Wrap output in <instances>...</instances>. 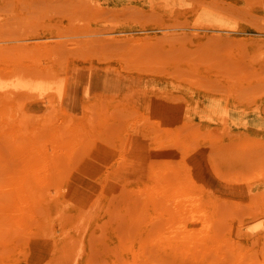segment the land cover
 I'll return each mask as SVG.
<instances>
[{"label": "bare ground", "instance_id": "bare-ground-1", "mask_svg": "<svg viewBox=\"0 0 264 264\" xmlns=\"http://www.w3.org/2000/svg\"><path fill=\"white\" fill-rule=\"evenodd\" d=\"M209 1L241 20L257 11L258 0ZM210 16L189 26L205 32L109 37L111 28L108 37L58 42L62 34L35 26L0 38V252H13L0 264H264V113L240 105L236 95L250 85L237 92V77L212 78V66L195 64L242 52L246 71L257 69L249 60L264 61V30L244 25L232 37L233 21ZM13 40L23 43L1 45ZM190 66L205 81L184 94L175 74ZM202 84L227 91L238 108ZM199 98L216 124L239 133L208 164L166 114L186 115Z\"/></svg>", "mask_w": 264, "mask_h": 264}, {"label": "rangeland", "instance_id": "rangeland-1", "mask_svg": "<svg viewBox=\"0 0 264 264\" xmlns=\"http://www.w3.org/2000/svg\"><path fill=\"white\" fill-rule=\"evenodd\" d=\"M186 1H189L191 3H186ZM259 1L260 0H258L257 3H255L256 5L255 4L253 5L254 7L253 9H257V11L256 12L253 11L251 14H247L248 16L247 15L244 16L247 17V22H246L244 20V17L241 15L240 17H242V20L238 16L235 17V15H239L236 13H232L234 16L229 18V16L232 14H229L226 8L222 9L223 10L222 13L221 8L224 7L216 3H212L209 0H152V1L151 0H27V1L7 0L4 2V4L2 3L0 5V14H1L0 17H2V20L0 21V25H2L0 27V38L18 39L21 37V34L23 35L24 33H28L29 27L33 29L35 26L42 27V29H39L40 31L46 30L50 32L55 30V33L53 35H55L56 37L62 34L63 36H61V38L60 37L55 38V41L58 42L60 40H61L60 42L66 41L68 39L89 42L93 38L97 39L100 37L102 38V37H108V36L110 37L116 35L143 36L158 32L157 28L162 29L160 32H171V33H174L176 31L178 32L182 31V33L205 32L201 30H191L189 28L190 25L196 23L198 16L201 14H204L206 16H210V15L216 16L221 19L224 18L223 16H225L226 21L221 22L220 24H227L233 21L235 23L234 27L238 29H240L241 26L245 25L249 29H252L253 31L260 30L262 28L264 30V24H262L263 20L260 19V17L264 14V5L261 6L260 5L261 3ZM34 3L36 4L34 5ZM21 4L22 6H20ZM212 4H216V5H212ZM216 6L219 11L216 10L217 8H214ZM134 10L136 11V13L139 12L138 13L139 16L136 15V13L132 15L134 13ZM126 12H127L126 18L124 19L123 17L125 16ZM129 12H131V14ZM43 13L48 16L44 17ZM70 14L73 15L71 16ZM119 14L122 16V19L121 17H119L120 16ZM135 16L138 18L137 20ZM152 16L158 18L155 19ZM132 17L134 18V20ZM108 18L110 19L108 20ZM111 18L112 21L114 22L111 21ZM150 18L153 19L150 20L151 22H148V19ZM33 19L35 21H33ZM199 19L201 18L199 17L198 20ZM235 19L239 20L238 23L234 21ZM216 20L220 22V20L218 19ZM152 21L155 22V24ZM173 27L178 29H174ZM228 27L231 28L233 26L229 25ZM106 28H108L109 30ZM111 28L114 29L111 30ZM142 28H149L150 30H140ZM110 30L111 32L109 33ZM41 33L43 34L42 31L40 32V34ZM105 33H109L108 36L102 35ZM210 33L216 34L217 32L211 31ZM228 34L232 37L234 36L238 38L237 36L238 35L242 36L244 32L242 31V29H240L237 32H230ZM69 35H74V36L70 37ZM21 43L23 42L18 40L17 41L13 40V42L4 41L1 43V45L9 46L12 44L17 45ZM231 54H234L237 59L233 60L231 56L226 54L223 62L219 61L212 63V61H210L209 63H207L203 58H198L199 59L197 61L198 63L195 64H199L200 66V63H204L205 65L212 66L214 69L212 70L211 73L208 74L209 77H212L213 75H217L213 77H217L222 81H228L232 78L237 77L238 81L236 83H238V85L237 87H235V89H233L235 91H237V89L243 88L245 85H250V87L242 89V93L241 91L240 92L237 91L239 95L236 96L240 98V103H241L240 105L249 102L250 106L252 105L256 108L259 107L261 113L262 112L264 113V81H261V78H264V61L260 57H256V58L252 57L249 60L250 63L252 65H255L256 62H260L259 68L256 69V66L255 68L250 67V69L246 71V68L243 67V63H242L243 61L241 59L243 53L232 52ZM80 55L82 56V53ZM239 55L240 57H238ZM4 56H6V54H4ZM67 58L71 59L69 57ZM81 58L82 57L79 56L75 57V59L77 60ZM71 61L72 59L70 60V62ZM0 62L4 63L2 61ZM66 63H69V61H67ZM190 70L191 71L178 70L179 72L175 74L176 76L175 83L176 84L184 83L183 85L185 87L183 90L184 94L190 93L191 91L190 86H192V84L195 83L193 81L199 83L201 81H205V77L203 76L200 77L197 69L190 66ZM0 73L1 74L5 73L1 65H0ZM247 73H249L248 76ZM260 76L261 78L259 81ZM211 85L212 84H202L199 90L208 91L210 93L209 95L211 96L222 95L223 96L222 98H224L223 101L225 103H230L235 107L237 106L234 102L235 100L233 101L232 96L229 95L227 91L221 92L216 87L210 88ZM209 95L206 99L210 98ZM206 99L204 101L203 99L199 98L196 101L187 102L189 104L193 103L194 105H188V107H190L191 109L186 115L184 114L180 115L181 111L177 109H174L175 111L172 110L170 113L166 112V114L170 117L171 116L180 117V118L176 117V120H178L180 123L182 122L181 124H178L180 126L179 127L180 129L177 128L178 133L172 130L173 133L178 134L180 137H183V139L187 140V143L185 142L184 144L187 145L188 148L194 151V155L192 156H197L199 154L198 158L202 156L204 158V161L206 160V163L208 164L213 159L214 157L213 154L223 151L228 147L234 148L235 146L234 140L239 136V133H234L235 131H230L229 129H227L228 127L223 128L220 124H216L218 122L215 116L216 112L211 110L212 108L205 104L207 102ZM179 101H173L172 103L164 104V108L167 109L176 108L174 102H179ZM198 102L201 103L197 105L196 103ZM155 104L156 103L151 105L153 106ZM200 105L205 109L199 107ZM260 148L263 149L264 145H261ZM188 159L189 161H186L185 163L195 166L196 163L193 161V159H191L189 155H188ZM246 170H248L247 165L245 166V168L239 170L238 176L240 175L243 176L246 173ZM230 172L233 173V171ZM224 178L227 181H231V178L228 177H224ZM240 183L243 184L242 182ZM3 250L4 249L2 248L0 252L1 257L3 253L9 256L13 254L12 251L9 252V250L8 251L6 249L5 251ZM6 251L9 252V254H7Z\"/></svg>", "mask_w": 264, "mask_h": 264}]
</instances>
